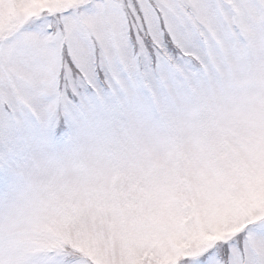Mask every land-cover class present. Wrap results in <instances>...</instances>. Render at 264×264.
Returning a JSON list of instances; mask_svg holds the SVG:
<instances>
[{
  "label": "snow or ice",
  "instance_id": "obj_1",
  "mask_svg": "<svg viewBox=\"0 0 264 264\" xmlns=\"http://www.w3.org/2000/svg\"><path fill=\"white\" fill-rule=\"evenodd\" d=\"M0 264H264V0H0Z\"/></svg>",
  "mask_w": 264,
  "mask_h": 264
}]
</instances>
